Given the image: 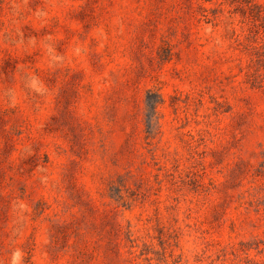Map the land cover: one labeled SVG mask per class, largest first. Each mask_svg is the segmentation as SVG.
<instances>
[{
    "label": "rangeland",
    "instance_id": "rangeland-1",
    "mask_svg": "<svg viewBox=\"0 0 264 264\" xmlns=\"http://www.w3.org/2000/svg\"><path fill=\"white\" fill-rule=\"evenodd\" d=\"M0 264H264V0H0Z\"/></svg>",
    "mask_w": 264,
    "mask_h": 264
}]
</instances>
